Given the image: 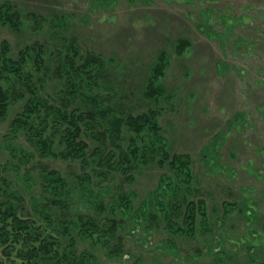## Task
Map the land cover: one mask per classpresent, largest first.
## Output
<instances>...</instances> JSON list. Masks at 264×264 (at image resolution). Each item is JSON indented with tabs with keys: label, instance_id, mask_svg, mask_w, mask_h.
<instances>
[{
	"label": "rangeland",
	"instance_id": "rangeland-1",
	"mask_svg": "<svg viewBox=\"0 0 264 264\" xmlns=\"http://www.w3.org/2000/svg\"><path fill=\"white\" fill-rule=\"evenodd\" d=\"M0 2L19 4L28 20L22 31L0 23V59L8 60L9 67H22L17 73L0 74L5 89L14 88L21 98L0 122V202L7 199L6 191H15L23 199L19 215L35 217L46 204L42 197L47 181L42 174L53 171L74 192L66 201L65 213L71 220L96 213L84 189L72 187L79 177L90 176L91 192L106 193L105 201L121 190L137 203L148 199L164 173L154 163L137 160L140 168L134 166L133 177L105 165L103 170L110 174L106 179L96 171L101 170L96 136L85 139L90 157L73 161L61 146L67 123L59 124V134L53 137L57 130L46 132L53 138L49 157L29 144L23 126H18L19 132L15 128L19 115L32 104L41 111V119L34 115L36 123L56 120V108L63 107L65 90L74 82L66 69L65 74L60 71L62 51L71 57L79 49V58L93 54L112 61L107 77L94 81L99 91L89 85V78L80 80L82 93L98 97L108 110L107 122L116 111L119 117L136 116L155 107L144 90L160 52L166 51L170 64L162 84L168 96L161 100V124L172 153L193 161L192 187L200 193L195 199L206 202L207 223L198 214L197 229L190 235L167 230L164 224L152 234L140 227L132 231L130 222L118 232L123 258L115 256L112 244L84 239L75 229L72 236L77 241L63 235L62 251L73 248L81 260L95 264H264V0H116L107 8L98 0ZM180 38L194 44L182 56L176 50ZM82 64L78 59L74 70ZM25 81L38 91L35 98ZM81 98L73 101L69 113L84 108L77 104ZM122 134L126 141L122 144L127 145L130 132L123 127ZM113 147L109 150L117 149ZM205 150L214 153L208 160L203 158ZM224 203L237 204L241 210L225 219ZM53 212L57 217L64 213ZM57 228L62 230L61 225ZM12 260L23 263L18 249Z\"/></svg>",
	"mask_w": 264,
	"mask_h": 264
},
{
	"label": "trees",
	"instance_id": "trees-1",
	"mask_svg": "<svg viewBox=\"0 0 264 264\" xmlns=\"http://www.w3.org/2000/svg\"><path fill=\"white\" fill-rule=\"evenodd\" d=\"M102 1L98 0V5H103L104 8H107L113 1L116 2V0H106V3ZM23 14L27 13L19 4L0 2L1 24L5 26L11 24L15 28L17 27L16 30L21 29L20 31H22L26 28L25 24L28 21L23 19ZM193 45L191 40L180 38L176 45L177 54L182 56ZM72 46L78 49V45L74 42ZM5 48V52H8L10 47L5 44ZM73 52V56L70 57L62 51V55L59 57L60 71L66 69L74 82H71L65 90L68 97L63 98V107L56 108V120L44 118L36 123L33 120L34 115L41 119V111H38L36 106L32 104L27 106L26 110L19 115L16 120L15 132H19L16 131L19 129L18 126H23L26 129L25 134L29 144L38 147L37 149L43 157H49L50 153H53L51 151L53 138L48 136L46 132L54 129L57 131L56 134H51L52 137L59 134L58 125L62 126L65 122L68 125L62 138L66 142L61 146L70 160L77 161L89 158V145L85 139L89 136L98 138L97 147L99 151L97 157L98 166L101 170L96 171L100 173L99 176H104L106 179L110 176L107 171L103 170L106 165L124 177L128 175L133 177L131 172L134 170V166L137 165L140 168L137 160H143L148 165L154 163V166L163 170L164 173L160 176L154 192L150 193L149 198L146 197L142 203H137L127 192L122 190L117 191L110 196L109 200L105 201L106 193L97 192L94 194L91 192L92 179L90 176L77 178L72 187L84 189V196L87 193L86 197L91 198L90 204L96 213L94 215H81L72 220L68 218L65 211L68 210L66 201L73 197L74 192L70 184L66 183L56 171L42 174L44 181H47L44 186V197L41 196L46 204L36 211L35 217L22 218L19 215V209L24 207L22 206L21 195L15 191H6L4 195H7V199H2L0 202V250L2 252L0 253V264H17L15 260H12V254L17 249L23 259L22 264L46 262L51 264H95L92 260H89V263L86 262L85 258L81 260L82 256L78 257L73 248L70 251H66V249L62 251L63 242L61 240L64 239V236L66 238L71 236L69 240H72L73 243L77 241L72 236L75 229L81 230L80 233L84 239H92L97 244L104 243L109 247L112 244L115 249V256L123 258L125 257L124 253H121L123 237L121 238L118 232L125 231L126 225L130 222L134 224L131 228L132 231H138L137 229L140 227L141 230L149 231V234H152L155 228H162L164 224L167 230L174 232L185 230L190 235H193L197 229L198 214L201 222L207 223L206 202L195 199V195H200V193L192 187L194 180L193 161L188 155L172 153L161 124V116L164 113L160 104L161 100L168 96V91L162 84V79L170 64L168 53L166 51L160 52L161 54L152 68L144 90V96L154 100L155 107L136 116L129 114L125 117H119V111H116L115 117L107 122L108 110L102 107L98 97L93 98V95L88 92H85L88 94L82 93L80 80L82 79L84 83L85 79L83 78L86 77V80L89 78V85L95 92L99 91L100 89L94 83L107 77L105 74L108 71L110 59L103 55L93 54H87L86 58H79L80 50ZM1 54L0 52V56ZM78 59H81L83 64L78 65L79 67L75 66L74 70V65L78 64ZM16 68L14 65L9 67L8 60L3 59L1 61L0 59V74L11 71L17 73L19 69L20 71L22 69L21 66H18L19 69ZM31 77L32 75H29L30 79ZM2 80V76H0V122L7 119L11 108L21 100L18 98L20 94L18 95L14 88L9 91L5 89ZM25 87L33 94L34 98L37 96L38 91L33 88L29 81H25ZM78 97L82 98L77 104L83 103L84 108H75L71 111L72 113H69V107ZM44 103L47 104V102ZM123 127L130 132L129 138L126 139L127 145L122 144V142H126L122 134ZM140 143L143 145L142 147H140ZM110 146L117 147V149L113 147V151L109 150ZM211 154L214 153L205 150L203 158L208 160L211 158ZM27 155L26 152H23V158L28 159ZM215 155H218L217 151ZM46 195L53 197L52 201ZM96 198L99 201H95ZM56 206L59 209H54ZM238 208L241 210L237 204L224 203L223 217L228 219ZM53 211L64 213L57 217L58 213ZM118 216L121 217L117 218ZM40 223H46V225ZM58 225L62 226V230L57 228ZM49 228L52 230L50 231ZM84 256L87 257V255Z\"/></svg>",
	"mask_w": 264,
	"mask_h": 264
}]
</instances>
